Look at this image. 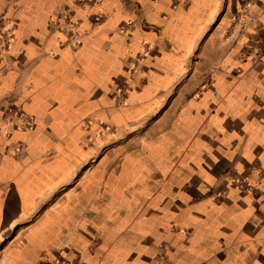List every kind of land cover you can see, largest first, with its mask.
Returning a JSON list of instances; mask_svg holds the SVG:
<instances>
[{
	"label": "crops",
	"instance_id": "0c3cea01",
	"mask_svg": "<svg viewBox=\"0 0 264 264\" xmlns=\"http://www.w3.org/2000/svg\"><path fill=\"white\" fill-rule=\"evenodd\" d=\"M3 32L0 264H264V0H0Z\"/></svg>",
	"mask_w": 264,
	"mask_h": 264
},
{
	"label": "built area",
	"instance_id": "2783aa9c",
	"mask_svg": "<svg viewBox=\"0 0 264 264\" xmlns=\"http://www.w3.org/2000/svg\"><path fill=\"white\" fill-rule=\"evenodd\" d=\"M100 0H80L82 3H98ZM62 21V22H61ZM50 27L56 28L59 30H66L69 32L68 42L73 45L78 44V31L72 32L68 27L69 26H76L77 22L73 19V14L71 9L66 8L62 10L57 16H54L50 19ZM124 29V27H123ZM66 42V41H65ZM0 43L1 48L8 49L9 47V38L8 35L6 36L5 33L0 34ZM34 117L26 113L22 108H14L10 112V117L8 119L9 123V130L12 129H29L34 125ZM23 149V146L20 144L16 150V154H20ZM261 176V173H258ZM233 185H237L242 191L246 192L250 190V184L244 178H237L234 179L232 182ZM44 264H69L66 261L61 259H55L51 261H47Z\"/></svg>",
	"mask_w": 264,
	"mask_h": 264
},
{
	"label": "snow or ice",
	"instance_id": "6c2138e0",
	"mask_svg": "<svg viewBox=\"0 0 264 264\" xmlns=\"http://www.w3.org/2000/svg\"><path fill=\"white\" fill-rule=\"evenodd\" d=\"M139 2H140V0H123V4L129 10H134ZM259 104H260V107L258 109L257 114L261 117H264V96H261L259 98ZM262 259H264V257H262Z\"/></svg>",
	"mask_w": 264,
	"mask_h": 264
}]
</instances>
